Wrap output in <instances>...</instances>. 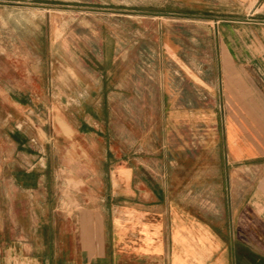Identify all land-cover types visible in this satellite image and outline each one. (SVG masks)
<instances>
[{"label":"crops","instance_id":"0c3cea01","mask_svg":"<svg viewBox=\"0 0 264 264\" xmlns=\"http://www.w3.org/2000/svg\"><path fill=\"white\" fill-rule=\"evenodd\" d=\"M57 2L72 189L0 150V264H264V0Z\"/></svg>","mask_w":264,"mask_h":264},{"label":"rangeland","instance_id":"374dc122","mask_svg":"<svg viewBox=\"0 0 264 264\" xmlns=\"http://www.w3.org/2000/svg\"><path fill=\"white\" fill-rule=\"evenodd\" d=\"M61 8L57 0H0V34L4 32L3 21L9 19L13 22V18H19L22 22L29 21L26 31L29 28L32 35L30 56L0 54V150L1 159L16 161L19 169L25 159L36 165L44 160L48 166L49 190L70 193L73 153L68 124L73 122L72 112L70 104L57 99V81L61 77L58 71L61 67L57 63L62 64L63 60L65 64H71L70 57L56 55V24L61 17ZM16 25L15 22L9 27L17 28ZM44 35L49 36L50 41L52 39L47 56L42 54ZM7 43L0 39V51L7 50ZM28 75L31 77L30 87ZM16 85L21 88L13 89L12 86ZM62 115L68 119H61L59 116ZM82 123L80 121L81 126ZM88 156L81 152L80 160L89 159ZM80 183L81 196L84 192L97 191L99 186L84 181L82 177Z\"/></svg>","mask_w":264,"mask_h":264}]
</instances>
